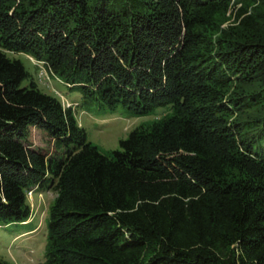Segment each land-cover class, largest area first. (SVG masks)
I'll list each match as a JSON object with an SVG mask.
<instances>
[{
	"label": "trees",
	"instance_id": "16d2710c",
	"mask_svg": "<svg viewBox=\"0 0 264 264\" xmlns=\"http://www.w3.org/2000/svg\"><path fill=\"white\" fill-rule=\"evenodd\" d=\"M9 54L77 110L167 113L104 154ZM36 186L55 193L41 264H264V0H0V227Z\"/></svg>",
	"mask_w": 264,
	"mask_h": 264
},
{
	"label": "rangeland",
	"instance_id": "374dc122",
	"mask_svg": "<svg viewBox=\"0 0 264 264\" xmlns=\"http://www.w3.org/2000/svg\"><path fill=\"white\" fill-rule=\"evenodd\" d=\"M11 58L20 60L31 78L46 94L58 98L66 109L72 105L77 110L82 104L83 96L70 89L65 83L48 73L44 64L25 54H9ZM46 70L47 75L41 74ZM26 80L23 86H28ZM167 113V109H157L149 116H135L122 106L115 109L95 108L90 111L76 112L79 126L87 135L88 142L97 146L104 154L120 150V143L127 140L132 131L139 126L152 122ZM33 151H45L48 156L57 154L55 140L39 128H32L27 143ZM55 198L53 190L34 191L28 195L32 217L25 224L0 227V259L11 264H41L45 260L48 237L49 207Z\"/></svg>",
	"mask_w": 264,
	"mask_h": 264
},
{
	"label": "built area",
	"instance_id": "2783aa9c",
	"mask_svg": "<svg viewBox=\"0 0 264 264\" xmlns=\"http://www.w3.org/2000/svg\"><path fill=\"white\" fill-rule=\"evenodd\" d=\"M41 74H45V75H47L46 70L44 69V71H42ZM70 107H72V105L69 104L67 108H70ZM67 108H66V109H67ZM37 190H38V187L36 186V187H34L32 190H30V191L28 192V195H31L34 191H37Z\"/></svg>",
	"mask_w": 264,
	"mask_h": 264
},
{
	"label": "clouds",
	"instance_id": "9594fccd",
	"mask_svg": "<svg viewBox=\"0 0 264 264\" xmlns=\"http://www.w3.org/2000/svg\"><path fill=\"white\" fill-rule=\"evenodd\" d=\"M70 108H73V106H72V107H70Z\"/></svg>",
	"mask_w": 264,
	"mask_h": 264
}]
</instances>
